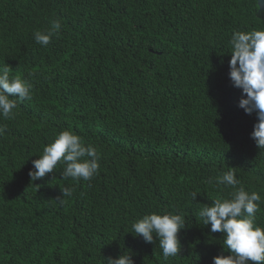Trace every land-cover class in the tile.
I'll use <instances>...</instances> for the list:
<instances>
[{
  "label": "trees",
  "instance_id": "obj_1",
  "mask_svg": "<svg viewBox=\"0 0 264 264\" xmlns=\"http://www.w3.org/2000/svg\"><path fill=\"white\" fill-rule=\"evenodd\" d=\"M259 0H0V68L32 85L14 118L0 116V264H213L225 235L198 213L232 191L233 168L264 201L258 122L239 107L230 39L264 30ZM59 20L48 46L34 33ZM10 98H15L11 97ZM246 98V97H245ZM69 130L100 154L98 175L32 181V161ZM74 194L61 204V188ZM192 193H196L193 199ZM182 214V249L164 259L132 224ZM255 224L264 227V203Z\"/></svg>",
  "mask_w": 264,
  "mask_h": 264
},
{
  "label": "clouds",
  "instance_id": "obj_2",
  "mask_svg": "<svg viewBox=\"0 0 264 264\" xmlns=\"http://www.w3.org/2000/svg\"><path fill=\"white\" fill-rule=\"evenodd\" d=\"M60 28V21L54 20L49 29L37 30L34 39L46 47ZM229 43L232 49L229 76L234 87L242 89L239 107L246 114L255 113L257 116L258 122L251 138L261 150L264 149V30L236 31ZM10 71V66L0 68V116L4 118H14L17 99H32L33 85L19 75L10 77ZM5 131L6 126L0 125V136ZM100 158L95 146L86 145L79 135L64 130L44 148L42 156L32 161L34 170L29 172V176L32 181L40 180L61 164L64 166L63 179L89 181L99 173ZM221 185L232 189L229 196L215 199L210 205L205 204L198 213L204 225L211 226V233L225 235L223 247L230 255L213 257V264H264V227L255 224L256 213L264 201L259 193L238 187L240 181L231 167L216 178V186ZM74 191L72 186H65L61 188L62 198L56 200L63 204ZM192 196L196 199L197 194L192 193ZM131 227L135 235L146 243H153L158 238L165 260L181 252L179 233L186 227L182 214L144 215ZM107 264H134V261L131 254L123 253L118 258H107Z\"/></svg>",
  "mask_w": 264,
  "mask_h": 264
},
{
  "label": "water",
  "instance_id": "obj_3",
  "mask_svg": "<svg viewBox=\"0 0 264 264\" xmlns=\"http://www.w3.org/2000/svg\"><path fill=\"white\" fill-rule=\"evenodd\" d=\"M260 11H264V0H259L258 2Z\"/></svg>",
  "mask_w": 264,
  "mask_h": 264
}]
</instances>
